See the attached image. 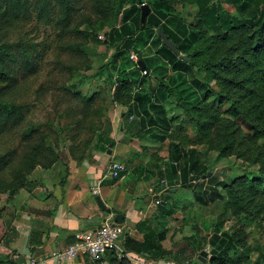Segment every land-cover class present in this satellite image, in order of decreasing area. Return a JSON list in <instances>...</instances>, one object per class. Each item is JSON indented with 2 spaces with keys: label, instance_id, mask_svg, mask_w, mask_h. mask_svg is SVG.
Returning a JSON list of instances; mask_svg holds the SVG:
<instances>
[{
  "label": "trees",
  "instance_id": "obj_1",
  "mask_svg": "<svg viewBox=\"0 0 264 264\" xmlns=\"http://www.w3.org/2000/svg\"><path fill=\"white\" fill-rule=\"evenodd\" d=\"M142 2L151 7L145 23ZM82 3L0 0V141L18 130L24 140L20 153L12 149L0 154V192L9 191L13 200L29 184L28 174L35 165L51 168L61 157L49 132L23 128L27 109L21 93L26 78L38 67V59L33 58L37 44L25 24L33 11L60 29L62 47L75 57L69 63L73 72L92 69L90 77L109 87L111 102L126 106L122 117H135L137 136L170 139L167 159L151 153L145 168L157 176L156 190L165 181L171 186L156 195L157 227H152V219L140 221L138 230L148 226L150 235L138 246L131 244L134 239L125 228V249L177 264H245L256 250L253 264H264V246L248 241L251 221H264V0H93L94 16L81 11ZM187 3L196 6L191 22L177 6ZM105 26L108 29L101 39L99 31ZM158 27L176 43L178 53L163 43ZM99 44L105 47L104 59L94 67L89 54ZM132 50L145 61L147 74L131 59ZM72 86L73 104L63 112L73 115L75 139L83 126L94 123L102 108L96 94L75 90L76 81ZM98 128L90 140L93 147L115 143L109 130ZM212 152L217 154L215 161L236 157L249 167L232 181L215 174L203 179L214 170ZM80 156L83 160L85 154ZM177 180L178 186L191 189L192 200L177 197L172 190L178 187ZM179 210L184 213L183 226L202 228V243L197 244L191 235L179 248L165 249L161 241L168 232L166 224ZM2 212L0 208V217ZM204 249L207 262H196ZM88 259L90 264H132L116 249L96 261ZM3 264L18 261L9 258Z\"/></svg>",
  "mask_w": 264,
  "mask_h": 264
},
{
  "label": "rangeland",
  "instance_id": "obj_2",
  "mask_svg": "<svg viewBox=\"0 0 264 264\" xmlns=\"http://www.w3.org/2000/svg\"><path fill=\"white\" fill-rule=\"evenodd\" d=\"M82 1L83 3L81 6L84 10L82 9L81 11L92 13V16H94V13L91 11L93 0ZM177 6L182 10L187 20L191 22L196 14V6L190 3L178 4ZM231 8L233 9V7ZM30 13L31 16L26 19L25 24L31 40L37 44L38 51L34 52L33 58L38 59V67L36 72L26 78L27 80L24 83L21 93V101L25 104L27 109V121L23 125V128L33 126L36 129L49 132L52 137L51 141L55 145V148L60 151L61 157L51 168L43 167L40 164L35 165L28 174L29 184L23 187L14 196L13 200L9 196V191L0 192V208L3 210L0 217V243H4L6 231L12 228V216L15 214V207H19V205H15V203L19 204L24 196L28 197L32 194L31 191L37 183L41 184L44 182L52 186L55 185L57 181L62 182V177L56 176V173H59L61 176L67 174L69 172L70 162L81 163V161L83 162L91 158L96 152L95 149H97L93 147L90 142L91 138H93L96 133V129L99 127L98 129L101 131L106 132V130H109V133L112 132L113 129H111L110 124L114 118V111L117 105H121L111 102V93L109 95L108 92L109 87L103 81H98L90 77L93 71L92 69L87 71L80 70V73L78 72L79 74L73 72L69 63L73 62L75 57L65 46L62 47V39L59 37L60 29L57 28L53 22H44L46 18L38 17L36 12L32 11ZM108 16L109 15L106 17L108 18ZM48 17L50 20V16ZM106 29H108L107 26L99 31V34L104 35L101 39L105 38ZM91 45L94 46L93 43H91ZM104 50L105 47L99 44L96 46L95 52L89 54L94 67L98 66L103 61L104 58L101 53ZM75 81L77 82L75 90L81 91V93L87 95L96 94L98 105L101 106L102 109L100 113L94 116V123L90 122L89 126H83L79 135L74 139L76 133L74 125L76 124L73 115L63 111H67L73 104L71 103V99L73 100L72 83ZM63 113L64 115H61ZM134 119V116L128 118L126 116L122 117V125L127 131L124 139L121 141L127 145L130 144L128 153L131 152L134 157L135 154H139L141 157H148L145 164V166H147L151 158V153H168L170 139L157 141L137 136V127H135L134 122H132ZM71 123H73V125H71ZM108 127H110V129H108ZM244 128L247 132H250L247 126H244ZM188 134L190 137L193 135L191 130H189ZM34 136L37 137L36 134ZM75 142H77V145ZM95 142H97L96 138L94 140V143ZM23 143L24 140L21 135V130H18L17 133L14 134H12L11 131L0 141V154L5 155V153L12 151V149H16V151L20 153L23 149ZM78 143L80 146L79 148ZM107 148L112 149L110 145L107 146ZM82 153L85 154L83 160L80 159L82 158V156H80ZM216 155L215 152L211 153L212 160L215 161ZM7 157H12V154ZM117 159L120 158L117 157ZM124 162L127 163L129 161L123 160L122 163ZM9 166L6 168L7 175L10 170ZM248 167L249 166L241 159L229 157L215 161L214 170L212 171H220L221 174L218 176L221 179L232 181L244 174ZM210 185L209 182L206 183V187ZM175 188L177 197L188 200L193 199L190 188H183L180 186ZM221 192L225 194L223 189H221ZM198 205L199 204L196 206ZM184 221L183 210H179V212L167 222V224H169L168 231L171 233L170 241L175 249L186 243L187 237L191 235H195L197 244L202 243V228L195 227L194 230L190 224L183 226ZM258 221L259 219L257 218L251 221L248 228V241L252 244L259 243L264 246V221L260 224H258ZM193 231L195 234H193ZM199 233H201V235ZM9 252H12V249L6 248L5 253L7 254ZM257 255L258 252L255 250L245 264H253ZM196 262L201 261L196 257Z\"/></svg>",
  "mask_w": 264,
  "mask_h": 264
},
{
  "label": "crops",
  "instance_id": "obj_3",
  "mask_svg": "<svg viewBox=\"0 0 264 264\" xmlns=\"http://www.w3.org/2000/svg\"><path fill=\"white\" fill-rule=\"evenodd\" d=\"M126 109V106L117 105L114 111L110 124L113 130L109 133L115 141L111 153L109 148L103 149L110 144L101 142L91 158L81 163H69L66 180L65 175L56 173V176L62 177V182L57 181L52 186L44 182L37 183L32 194L24 196L19 204L15 203L19 207H15L12 228H7L4 243H0V264L15 252L23 257L29 254L44 257L75 242L78 231L101 225L105 212L96 200L97 194L111 208V213L124 214L122 224L126 233L134 239L132 245L138 246L150 235L147 232L148 226L142 231L138 230L137 224L140 221L152 219V227H157L156 217L159 213L155 203L156 195L171 186L165 181L162 189L156 190L155 187L159 184L157 176L145 170L148 157H141L139 154L134 157L131 152L128 153L130 144L121 141L127 131L121 121ZM158 154L164 159L168 157L167 152ZM123 160L129 161L124 162L126 170L115 180L109 175L108 168L112 162ZM166 227L169 228V224ZM170 240L171 233L168 231L166 238L161 241L165 249H171ZM6 248L12 249V252L6 254ZM131 249L130 252L138 254L135 249ZM88 260V256H80L62 264H90ZM149 260L158 264H177L166 260Z\"/></svg>",
  "mask_w": 264,
  "mask_h": 264
},
{
  "label": "built area",
  "instance_id": "obj_4",
  "mask_svg": "<svg viewBox=\"0 0 264 264\" xmlns=\"http://www.w3.org/2000/svg\"><path fill=\"white\" fill-rule=\"evenodd\" d=\"M100 38L104 35L100 34ZM130 57L138 63L139 56L134 50L131 51ZM143 74L148 71L143 69ZM126 170V165L122 162L115 161L110 164L108 173L111 177L117 178ZM159 202V199L155 201ZM125 226L115 220L114 214L105 215L101 225L78 231L76 241L62 248L54 250L51 254L44 257L29 254L22 261L23 257L20 253H13L11 258L18 261V264H62L71 260H75L80 256H89L93 260H98L108 251L116 249L121 257L128 258L132 264H158L153 260L145 258L143 255L136 254L126 250L122 244Z\"/></svg>",
  "mask_w": 264,
  "mask_h": 264
},
{
  "label": "water",
  "instance_id": "obj_5",
  "mask_svg": "<svg viewBox=\"0 0 264 264\" xmlns=\"http://www.w3.org/2000/svg\"><path fill=\"white\" fill-rule=\"evenodd\" d=\"M139 1H141V0H139ZM150 10H151L150 5L148 3H146V2H142V4H141V20H142V23H145L146 22V19H147V16H148ZM157 33L161 37L163 43L166 46H168L169 48H171L176 53L179 52L176 43L174 41H172L168 37L167 33L163 30L162 27H158ZM180 56L183 57V58H187V56H185V55H180ZM138 65H139V67L141 69H145V67H146L145 61L143 59H141V58L138 60ZM112 145H113V143H110V147H112ZM109 153H111V148H109ZM212 174L220 175L221 172L220 171H215V172L214 171H208L206 174L203 175L202 178L203 179L208 178ZM176 182H177V184H179L180 181L177 180ZM172 190L175 191L176 188H172ZM96 200H97L99 206L101 207V209L104 210L105 215H108V214L111 213V208L105 203V201L102 199V197L100 195H98V194L96 195ZM114 218H115V220L117 222L122 223V221L124 219V214L123 213H120V212L115 213L114 214ZM129 230L130 229L128 228L127 231H129ZM198 259L201 262H203V263L207 262V260H208V251L206 249L202 250L199 253V255H198Z\"/></svg>",
  "mask_w": 264,
  "mask_h": 264
}]
</instances>
